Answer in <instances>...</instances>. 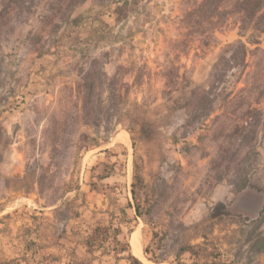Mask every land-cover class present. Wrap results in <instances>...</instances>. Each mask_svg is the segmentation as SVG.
<instances>
[{
  "label": "rangeland",
  "instance_id": "rangeland-1",
  "mask_svg": "<svg viewBox=\"0 0 264 264\" xmlns=\"http://www.w3.org/2000/svg\"><path fill=\"white\" fill-rule=\"evenodd\" d=\"M99 188L135 258L257 264L264 0H0V264H87ZM38 202L81 248L27 253Z\"/></svg>",
  "mask_w": 264,
  "mask_h": 264
},
{
  "label": "crops",
  "instance_id": "crops-1",
  "mask_svg": "<svg viewBox=\"0 0 264 264\" xmlns=\"http://www.w3.org/2000/svg\"><path fill=\"white\" fill-rule=\"evenodd\" d=\"M105 192L106 190L103 188L97 190L96 194L101 195V198H95V202L89 204V218L85 223L93 224L95 228L104 229L105 235H108V237H106L105 240H101V236L99 237L98 234L95 235L97 240L93 243L91 253L87 254L89 256L87 264H130L129 256L131 254L120 244L123 240V236L119 231L121 232L124 229V225L116 218H108L107 212L110 213L112 205L109 204L108 198L105 197ZM125 201L128 204V198H126ZM59 207L60 205L58 204L45 207L44 204L39 202L36 203L35 207H31L30 213L25 219V238L27 239L28 246L30 244L27 253L29 254L30 252L32 257L36 258L39 254L43 256L46 252L58 251L62 249V247L67 248V246L71 247L72 250L75 246L76 248H81L82 245H80V243H75L74 240L65 243L63 239L64 237L71 238L75 235V231H80V221L77 220V222H75V219H70L68 221L64 219L59 220ZM81 217H83V215L79 216V219ZM75 225H77L76 228ZM115 230H117L118 233L111 237V231L115 232ZM85 235H88V233H85ZM62 244H64V246ZM89 245L90 244L87 242L83 243L85 248L89 247ZM131 252H133V249ZM263 255L264 254H262V256ZM261 257L259 262L256 260L257 264L261 263Z\"/></svg>",
  "mask_w": 264,
  "mask_h": 264
},
{
  "label": "trees",
  "instance_id": "trees-1",
  "mask_svg": "<svg viewBox=\"0 0 264 264\" xmlns=\"http://www.w3.org/2000/svg\"><path fill=\"white\" fill-rule=\"evenodd\" d=\"M134 179H137L135 175H134ZM131 195L135 199V191H134L133 185H132ZM263 213H264V209L262 212H260L256 220H252L249 223H246L245 225L250 226V225L257 224L256 227L258 228L262 224V222H264ZM135 214H136V217H139L138 216L139 213L136 208H135ZM229 215H230V212L224 204H216L211 209L209 217L211 219H214V218L227 217ZM243 221H246V220H243ZM244 243H249V246L245 252L246 257L252 258L253 260H257L259 262L260 257L262 256V254H264V233L258 232L254 236L249 235L244 241ZM129 260H130V264H143V262H141L139 259L131 255L129 256ZM155 263H158V261H155ZM162 264H166V263H162Z\"/></svg>",
  "mask_w": 264,
  "mask_h": 264
},
{
  "label": "bare ground",
  "instance_id": "bare-ground-1",
  "mask_svg": "<svg viewBox=\"0 0 264 264\" xmlns=\"http://www.w3.org/2000/svg\"><path fill=\"white\" fill-rule=\"evenodd\" d=\"M131 243H132V249L134 250V255L137 258H140L141 260H143L144 262H147L150 264V262L146 261V259L143 256L139 233L137 232L133 233Z\"/></svg>",
  "mask_w": 264,
  "mask_h": 264
},
{
  "label": "water",
  "instance_id": "water-1",
  "mask_svg": "<svg viewBox=\"0 0 264 264\" xmlns=\"http://www.w3.org/2000/svg\"><path fill=\"white\" fill-rule=\"evenodd\" d=\"M255 214H257V212H255Z\"/></svg>",
  "mask_w": 264,
  "mask_h": 264
}]
</instances>
